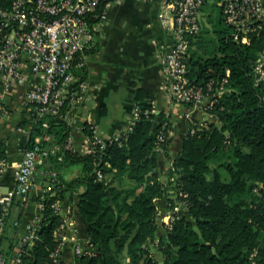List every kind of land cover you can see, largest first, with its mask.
I'll return each mask as SVG.
<instances>
[{
    "label": "trees",
    "instance_id": "1",
    "mask_svg": "<svg viewBox=\"0 0 264 264\" xmlns=\"http://www.w3.org/2000/svg\"><path fill=\"white\" fill-rule=\"evenodd\" d=\"M211 4L217 11L207 12L210 27L203 23L190 35L186 60L190 80L203 88L210 80L215 87L226 77L224 89L206 108L217 121L200 125L188 119L179 153L172 157L168 151L169 114L156 111L137 90L134 103L139 106V117L119 141H108L104 149L92 153L65 150L61 161L51 156L48 163L52 168L78 163L79 173L66 179L57 170L54 193L46 192L39 199L36 237L22 245L18 264H61L51 254L57 244L54 230L63 216L51 204L71 197L80 184L84 189L78 193V207L88 222L92 251L76 256L78 263L155 264L147 242L156 237L157 199L163 196L171 206L176 196L182 199L191 216L189 219L177 210L171 226L159 237L165 264H247L254 248L264 261V80L255 81L254 72L264 46V31L253 34L248 42L235 40L220 6ZM85 70L83 65L81 72ZM20 111L23 123L26 107ZM47 119L46 129L63 140L69 131L64 120L55 116ZM41 120L32 126L27 146L34 134L43 130ZM159 134H163L161 149L172 157L173 169L178 171L173 179L175 197L170 196L167 183L156 170ZM5 156V141L0 140V159ZM220 167L226 171L224 177ZM96 169L101 170L102 179ZM121 174L134 184H114ZM4 229L0 228V252L11 257L16 232L7 236Z\"/></svg>",
    "mask_w": 264,
    "mask_h": 264
},
{
    "label": "built area",
    "instance_id": "2",
    "mask_svg": "<svg viewBox=\"0 0 264 264\" xmlns=\"http://www.w3.org/2000/svg\"><path fill=\"white\" fill-rule=\"evenodd\" d=\"M110 1L115 0H0V122L13 114L19 116L20 122V109L25 106L23 123H26L27 117H34V122L25 130L30 133L38 118L42 119L40 124L43 127L41 132L34 134L31 145L22 151L14 170V187L0 191V228L5 225L13 199L16 197L22 203L27 201L37 175L56 179L57 172L48 162L51 156L61 161L65 150H76L70 136L72 126L76 124L85 137L84 150L80 153H92L104 149L108 141H119L139 117V106L134 103L126 128L105 137L90 119L87 109L78 118L74 115L79 104L83 109L87 108L86 99L93 90L81 67L85 66L86 48L93 46L96 24L106 17V5ZM208 1L220 6L235 40L248 42L253 34L264 31V0L159 1V21L173 37L172 44L164 53L165 78L172 97L192 100L204 109L210 107L215 94L224 89L226 81V77H222L218 86L214 87L210 80L203 88L192 82L187 74L186 55L190 48V35L202 26L203 6ZM93 17L97 19L93 21ZM254 72L255 81L264 80V46L258 53ZM11 96H16L15 103L11 102ZM49 116L60 117L69 127L63 140L59 141L54 133L46 129L49 127ZM162 140L163 134H159L157 149H161ZM5 168L6 158L0 159V177ZM95 172L99 179L103 178L100 169ZM51 205L56 212L60 211L59 201L55 200ZM177 210L178 207L173 204L166 227L171 226ZM39 217L38 209L34 220L27 224L26 231L18 236L16 232L15 246L18 251L11 257L0 252V264H18L22 245L36 237ZM63 226L62 220L54 230L57 244L51 255L55 261H59L61 256L63 237L60 231ZM88 245L89 250L76 245L75 255L90 253L92 246L89 241ZM247 264H264L257 248L250 251Z\"/></svg>",
    "mask_w": 264,
    "mask_h": 264
},
{
    "label": "crops",
    "instance_id": "3",
    "mask_svg": "<svg viewBox=\"0 0 264 264\" xmlns=\"http://www.w3.org/2000/svg\"><path fill=\"white\" fill-rule=\"evenodd\" d=\"M159 1L115 0L107 3L106 17L96 24L93 47L84 57L86 77L93 90L86 99L87 108L83 109L82 104H79L74 115L78 118L87 109L102 136L118 134L128 124L138 90L154 105L156 111L163 110L169 114L172 129L168 151L175 156L187 132L188 119H195L201 125L205 121L216 122L217 118L199 103L188 104L184 99L172 97L165 78L164 53L172 44L173 37L159 21ZM10 98L12 103L17 100L16 96ZM18 119L19 116L13 114L0 122V140H4L6 146V168L0 177V191L14 187V170L23 149L29 143V133L25 129L34 122V117H27L25 124ZM70 136L75 149L83 151L85 137L76 124L71 127ZM170 162L172 160L164 151H159L157 170L161 176L168 170ZM73 164L76 163L61 165L57 170L61 171L64 178H71L79 173V168H73ZM56 181L57 177L54 180L48 175L39 174L25 203L16 197L13 199L5 218L7 236H13L14 232L18 236L26 231L27 224L37 215L39 199L46 192L54 193ZM83 189L84 185L80 184L73 189L71 197L59 200V212L64 221L60 231L63 237L61 264H79L74 252L76 245L90 249L88 222L78 207V193ZM163 208L165 213H169L167 201L164 204L161 199L160 209ZM161 221L164 225V220ZM12 251H18L15 244Z\"/></svg>",
    "mask_w": 264,
    "mask_h": 264
},
{
    "label": "rangeland",
    "instance_id": "4",
    "mask_svg": "<svg viewBox=\"0 0 264 264\" xmlns=\"http://www.w3.org/2000/svg\"><path fill=\"white\" fill-rule=\"evenodd\" d=\"M208 11L209 12H211V11L213 12L214 11V13H216V11H217L216 7L214 5H212L209 1L204 4V6H203L204 15L202 14L201 17H202L203 23L210 27V23L207 21L208 20V13H207ZM118 105L120 106L119 103H118ZM159 150L163 151V149H159ZM173 156H174V154H172V157ZM172 157H168V158L172 160ZM216 163H218V162H216ZM216 163L213 162V164H216ZM72 166H73V168H76V169L80 168V165L78 163L73 164ZM156 170H157V165H156ZM219 170L221 171V174L224 177L226 175V171L224 170V168L220 167ZM172 171H173V173H172ZM163 173L164 174L162 176L160 175L159 177L164 182V184L167 183V188L172 193L170 196H174L175 197V195H174L175 193L173 192V189H175V183H174L173 179L177 177L178 171L173 169V164H172V162H170L168 170H165V172H163ZM108 175L110 176V174H108ZM66 177L69 178L70 176H66ZM168 179H170V180L172 179L173 183H172V181H171V183H169ZM114 184H117L119 186L124 185L125 187H130L134 183L128 176H126V174H121L120 177H118L117 179L114 180ZM179 194H181V193H179ZM161 199H162V201H164V204H165V202L167 201V197L163 196V197H160V198L157 199V207H156L157 208V211H156L157 212L156 213V216H157L156 237L154 239H152V241H148L147 242V244H148V246L150 248V251L153 254V257H154V260H155V264H165L164 263V259H163L164 255H163V252H162L160 244H159V237L162 235V232L164 231V229H166L165 222L169 218V213L168 212L165 213L166 211L164 212V208L165 207L163 209H160V201H161ZM174 204L178 207V210H180L181 212H184L187 215V217L189 219H191V216L186 213V208L184 206V201L182 199H178V197L176 196V202ZM172 207H173V205L171 206L168 203V210L167 211H169L170 208H172ZM166 214H167V216H166ZM163 215H165V217ZM161 220H164V222H163L164 225L161 223L162 222ZM263 237H264V234H261V238H263ZM125 260H128V257H125ZM156 261H157V263H156Z\"/></svg>",
    "mask_w": 264,
    "mask_h": 264
}]
</instances>
